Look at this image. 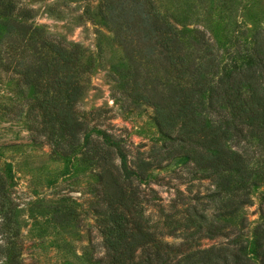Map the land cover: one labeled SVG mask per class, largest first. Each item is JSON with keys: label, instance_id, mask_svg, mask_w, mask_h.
Returning a JSON list of instances; mask_svg holds the SVG:
<instances>
[{"label": "trees", "instance_id": "1", "mask_svg": "<svg viewBox=\"0 0 264 264\" xmlns=\"http://www.w3.org/2000/svg\"><path fill=\"white\" fill-rule=\"evenodd\" d=\"M176 3L180 17L171 19L154 0H98L129 62L120 69L126 92L151 106L163 138L131 153L110 133L92 134L74 107L87 67L80 49L44 35L28 21L31 8L0 0V62L33 88L52 153L80 146L81 159L95 168L91 210L103 253L63 256V264H264V205L249 230L245 214L264 184V165L252 159V146L264 141V15L248 29L234 14L239 1ZM201 13L204 28L185 26ZM173 158L193 178L208 180L204 192L185 194L173 185V197L162 201L148 184L163 180L159 172ZM174 177L183 178L178 171ZM7 198L1 176L0 213L10 220ZM70 213L65 208L52 217L64 229ZM5 248L2 264H23L19 249Z\"/></svg>", "mask_w": 264, "mask_h": 264}, {"label": "rangeland", "instance_id": "2", "mask_svg": "<svg viewBox=\"0 0 264 264\" xmlns=\"http://www.w3.org/2000/svg\"><path fill=\"white\" fill-rule=\"evenodd\" d=\"M154 1L171 19L180 17L181 9L176 0ZM236 1L241 4L234 14L245 28L263 17L264 0ZM15 2L32 9L28 21L39 26L48 38L80 49V62L87 67L80 74L83 93L74 107L86 118L92 134L102 137L103 131L110 133L120 138L131 153L161 143L163 138L151 117V106L133 101L126 92L120 69L129 62L113 31L103 22L98 0ZM202 13L185 26L204 28ZM175 23L181 26L179 19ZM260 24H264L263 21ZM34 97L33 88L22 82L11 66L0 62V177L5 179L8 196L5 206L12 213L10 220L0 213V246L3 247L0 264L5 259L6 246H12L13 252L21 251L23 264H63V256L70 258L72 254L100 257L103 253L101 236L91 210L97 198L95 168L81 159L80 146L67 154L52 153V143L43 132ZM242 143L249 146L246 141ZM252 147L255 148L252 159L264 165V141ZM186 170L181 161L173 158L159 172L163 180L159 183L152 180L148 185L156 189L164 203L173 197V185L185 194L187 189L191 193L204 192L209 186L208 180L193 178ZM175 171L183 178H175ZM252 196L253 203L245 208L250 221L248 230L258 218V205L261 202L264 205V184L258 185ZM55 206L59 209H53ZM65 208L70 209L72 217L62 229L52 215L64 213ZM166 239L176 242L178 237ZM211 242L201 240L202 245Z\"/></svg>", "mask_w": 264, "mask_h": 264}]
</instances>
